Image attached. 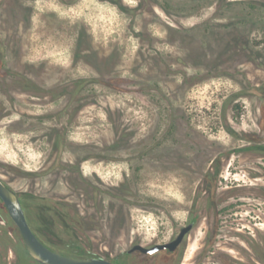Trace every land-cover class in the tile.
Instances as JSON below:
<instances>
[{
    "label": "rangeland",
    "instance_id": "rangeland-1",
    "mask_svg": "<svg viewBox=\"0 0 264 264\" xmlns=\"http://www.w3.org/2000/svg\"><path fill=\"white\" fill-rule=\"evenodd\" d=\"M122 1L0 0L1 177L86 214L67 252L264 264V0ZM0 264H39L1 200Z\"/></svg>",
    "mask_w": 264,
    "mask_h": 264
},
{
    "label": "water",
    "instance_id": "water-1",
    "mask_svg": "<svg viewBox=\"0 0 264 264\" xmlns=\"http://www.w3.org/2000/svg\"><path fill=\"white\" fill-rule=\"evenodd\" d=\"M0 197L4 201L8 212L19 228L30 255L41 264H116L112 260L100 257H76L55 251L44 244L32 230L19 195L7 186L0 178ZM192 224L183 227L176 239L157 243L151 247L135 244L130 251L139 250L150 254L160 249L174 250L183 240L185 234L191 229Z\"/></svg>",
    "mask_w": 264,
    "mask_h": 264
},
{
    "label": "trees",
    "instance_id": "trees-1",
    "mask_svg": "<svg viewBox=\"0 0 264 264\" xmlns=\"http://www.w3.org/2000/svg\"><path fill=\"white\" fill-rule=\"evenodd\" d=\"M111 3L117 5L122 11H127L129 10L128 6H126L122 0H108ZM65 165V164H64ZM81 182L83 183V189H86V193L88 194V192L95 194L98 190H94V189H90L87 187L88 184L86 182V179L84 177L81 176ZM102 192V191H101ZM109 194H112L113 196H115L117 199H121L123 200V196L119 193L116 192H107ZM29 196V195H28ZM26 195H21V202L22 205L24 207L28 222L30 223V226L32 227L33 231L36 233V235L38 236V238H40V240H42V242H44L47 246H49L50 248L54 249V250H58L60 252H65L63 249L59 248V246H57L55 244L54 241H49L46 239V237L49 235V233H47V229H46V224L45 221H48L51 225H50V233L52 235L56 234L57 230H63V229H69L70 226L76 231V232H83L85 230H83L81 228L82 225H86L87 223V216L86 214L81 213L80 211L77 212L78 213V218H79V222L78 224H75L67 215V205L68 203H60L59 201L53 199V198H49L46 196L43 197H39L38 198V211L37 209H35L34 207H32V205L30 204V199L29 197ZM94 197V196H93ZM63 204H65L66 206L64 207ZM48 234V235H47ZM73 246V250L72 253H70L71 255L74 256H80V257H85V256H96L93 254L92 251H90L89 249L85 248L82 245H72Z\"/></svg>",
    "mask_w": 264,
    "mask_h": 264
},
{
    "label": "flooded vegetation",
    "instance_id": "flooded-vegetation-1",
    "mask_svg": "<svg viewBox=\"0 0 264 264\" xmlns=\"http://www.w3.org/2000/svg\"><path fill=\"white\" fill-rule=\"evenodd\" d=\"M82 177H84V176H82ZM0 178L2 179V181L7 185V186H9L4 180H3V178L1 177V175H0ZM85 178V177H84ZM86 179V178H85ZM91 185V186H90ZM88 186L90 187V189H91V187H92V189H94V190H98V191H100L101 190V188H99L97 185H94V184H91L90 182H88ZM10 187V186H9ZM12 190H14L12 187H10ZM104 190V189H103ZM15 191V190H14ZM102 191V190H101ZM18 195H19V197L21 196V194H19L17 191H15ZM0 200L4 203V201L2 200V198L0 197ZM20 200H21V198H20ZM4 205H5V203H4ZM6 206V205H5ZM23 206V205H22ZM7 208V207H6ZM24 208V207H23ZM7 211H8V209H7ZM25 211V210H24ZM9 213V212H8ZM26 214V213H25ZM10 215V214H9ZM11 217V216H10ZM27 217V216H26ZM12 218V217H11ZM13 220V219H12ZM28 220V219H27ZM14 221V220H13ZM16 224V223H15ZM30 224V223H29ZM189 224H192V227H191V229L185 234V236H184V238H183V240L176 246V248L174 249V250H170V249H168V248H165V249H160V250H157V251H155V252H153V253H150V254H146V253H143V252H141V251H139V250H135V251H130L131 250V248L135 245V244H142V243H135V244H133L128 250H127V253L128 254H130V253H134V252H140V253H142V254H145V255H153V254H156V253H158V252H161V251H169V252H171V253H173V252H175V251H177L179 248H180V246L182 245V243L184 242V240H185V238L188 236V234L191 232V230H193V228L195 227V224H196V220H188L187 221V223L186 224H184L181 228H180V230H179V232L177 233V235L176 236H174L173 238H171L169 241H167V242H170V241H172V240H174V239H176V237L178 236V234L180 233V231H181V229L183 228V227H186V226H188ZM17 226V225H16ZM18 228V227H17ZM32 228V227H31ZM19 229V228H18ZM33 230V229H32ZM20 231V230H19ZM35 233V232H34ZM20 234H21V232H20ZM36 234V233H35ZM22 236V235H21ZM38 237V236H37ZM23 238V237H22ZM40 239V238H39ZM24 240V239H23ZM42 241V240H41ZM44 243V242H43ZM165 243V242H164ZM45 244V243H44ZM155 244H157V243H155ZM155 244H153V245H155ZM26 245V244H25ZM143 245V244H142ZM153 245H151V246H153ZM144 246H146V245H144ZM151 246H147V247H151ZM27 247V246H26ZM49 247V246H48ZM50 248V247H49ZM52 249V248H51ZM28 250V249H27ZM54 250V249H53ZM73 250V249H72ZM55 251H58V250H55ZM65 252H61V253H63V254H66V255H71L70 253H72V251H70V252H67L66 250H64ZM91 251V250H90ZM58 252H60V251H58ZM28 253H29V251H28ZM30 254V253H29ZM94 255H96V256H85V257H100V258H105V257H102V256H100V255H97L96 253H93ZM31 256V255H30ZM71 256H74V255H71ZM32 257V256H31ZM76 257H80V256H76ZM33 258V257H32ZM34 259V258H33ZM105 259H107V258H105ZM35 260V259H34ZM108 260H112L113 262H115L116 264H122L121 262H120V258H119V256H116L114 259H108ZM36 261V260H35ZM37 263H39V264H41L40 262H38V261H36Z\"/></svg>",
    "mask_w": 264,
    "mask_h": 264
}]
</instances>
